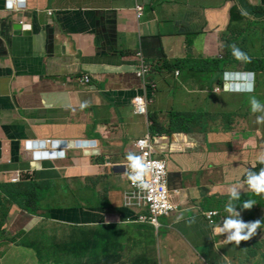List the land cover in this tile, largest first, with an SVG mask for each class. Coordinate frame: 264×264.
Here are the masks:
<instances>
[{
    "label": "crops",
    "instance_id": "0c3cea01",
    "mask_svg": "<svg viewBox=\"0 0 264 264\" xmlns=\"http://www.w3.org/2000/svg\"><path fill=\"white\" fill-rule=\"evenodd\" d=\"M16 22L31 35L14 36ZM257 22L264 24V0H0V194L17 172H32L37 182L54 183V205L75 209L52 222L11 208L7 233L23 242L0 240V264H264V193L243 182L262 167L264 121L255 116L248 125L232 100L244 94L222 89L226 73L264 59ZM232 45L248 60L228 67ZM137 50L158 86L146 117L132 108L141 94ZM182 60L178 75L169 71ZM84 75L89 85L79 82ZM147 134L167 162L168 190L179 206L158 227L128 222L133 214L123 207L125 155L136 154L134 142ZM55 140L93 145L36 160L38 152L57 151ZM36 141L45 148L28 146ZM230 186L239 193L238 218L260 221L239 244L212 232L227 215ZM65 187L73 197H61ZM249 199L253 206L242 209ZM212 211L211 225L205 214ZM48 239L72 257L54 263Z\"/></svg>",
    "mask_w": 264,
    "mask_h": 264
},
{
    "label": "clouds",
    "instance_id": "9594fccd",
    "mask_svg": "<svg viewBox=\"0 0 264 264\" xmlns=\"http://www.w3.org/2000/svg\"><path fill=\"white\" fill-rule=\"evenodd\" d=\"M12 6H13V4L8 5V7H12ZM135 12H136V16L140 17L142 14V8L140 6H135ZM48 14L51 15V12L49 11ZM16 23H22V22H16ZM25 25L26 24H23L24 27H25ZM8 28H9V24H7V29ZM25 35L29 36V35H31V33H29V34L25 33ZM230 50H231V55L236 60H243V61L248 60L247 55L244 52H242L240 49L236 48L234 45L230 46ZM137 54H141V56H137ZM134 55H135L134 59H135L136 64L134 66L133 73H135V76L141 81V94H138L132 100L133 114L136 116H145L146 117L148 114L149 105L153 102L154 95L157 91L158 86H157L156 82L151 80V78H150L151 68L146 63L143 52L140 50H137V52H135ZM254 61H257V60H254ZM183 62L184 61L182 60L179 63L178 68H175L173 70L169 69V71L175 70L174 73L178 75L179 71L177 69L180 68V64ZM141 65H144L148 69V72H147L144 79L138 75ZM225 75L226 76L228 75L227 79H225V76L223 77V82H222L223 83L222 89L225 92H242V94H244V96H245V97L243 96L244 99L247 98L248 95H253V93L257 91L258 87H259V90H261V92L264 93V88H261V85H260L261 77L258 75L257 72H253L252 70H247L243 73H235V72L232 73L231 72V73H226ZM233 80H237V81H233ZM79 82L82 85H89L90 78H89V76L84 75L80 78ZM225 87H226V89L228 88V90H225ZM257 97H258L259 102H264V95L257 96ZM137 99H141L142 103L137 104V101H136ZM258 101L256 100L255 97H251V96L248 99V103L250 106V112L256 113L255 116H257V117H256L255 122L257 124H260L262 121H264V115L260 114L259 112L264 113V105H261V103H259ZM238 106H239V110H240L241 114L248 115V111L242 107L241 102H238ZM55 141H63V140H55ZM67 141L70 142L72 140H67ZM144 141H146L148 143L149 149L151 151L152 159L157 161V162H160L164 166L165 179H166V192L169 195L170 201L177 207V209L174 212L170 213L168 216H161V217H170L179 210V206L177 205V203L172 198L173 193H171L168 190L169 184H168L167 162L165 159L157 157V155H156L157 152L153 146L152 137L150 134H147L144 137L139 138L134 142L133 146L135 148L136 154H134L132 152H128L125 155V159L127 161L126 175H127L128 180H129V187H128V190L123 194V207L130 210V212L133 214L132 218L130 219V221L128 220V222L153 225V224L148 223V222L144 223V222L138 221L139 216H148L147 210L134 209L130 206L135 201H139V199L142 197L141 190L147 189L149 192L151 191V187L146 182L145 177L148 175V173L152 167H158V165L155 162L147 161L144 159V156L142 155V152L138 147V144L143 145ZM41 142H44L43 146H41ZM72 142H76L79 145H77L74 148L72 147V148H63L62 149L60 147H57V148L54 147V145L52 143V147L55 150H57L54 152H49V151L43 150L45 148V145H46L45 141H36L33 145L29 144L28 146L31 148L40 147L43 150L41 152L36 153V155H35L36 160H39V159H49V158L52 159V158L64 157V152L66 150L75 149V148L86 149L89 146L93 145L92 142L87 141V140H75ZM47 143L50 144L51 142L47 141ZM84 143H87V145H83ZM43 153H48V154L54 153V155L53 156L48 155L45 157L38 155V154H43ZM258 159L262 165V167L259 169V172L254 173L252 171H248L245 174V178H244L243 182H244V184L247 185V187L250 191L257 193V194H260V193H264V156H261ZM29 178L34 180L32 172H25V174H22L21 172H17L15 174V176L12 179H10L9 183H11L12 185H18L21 182H23L24 180L29 179ZM13 180H16V181H13ZM34 181L37 182V180H34ZM235 185L238 186L239 183H237ZM64 190L61 191L60 195H63ZM175 194L178 195L179 193L175 192ZM53 195L56 197L57 194H53ZM262 196H264V194L259 195L260 198ZM55 197L50 199V200L47 199V205H45L46 209L43 210L44 214H42V215L31 214L28 211H25L24 209L19 208L17 205H12L11 208L15 207L17 209H21L23 212H25L31 216V220L40 218V219H43L42 221L49 220L52 222H59V220L56 219V213H59L62 211L75 210V209H69L67 207H70V206H64L62 203H58V205L57 204L54 205L53 200L57 199ZM228 197H229L228 202H226L224 204V209H223L227 215L224 216L222 224H220L218 226H213L212 232H213V234H225V233H227V235L225 237L226 241L236 242L237 244H239V242L246 241L251 236H253L255 234L256 229L260 226V221L256 220L253 222L245 223L238 218L239 214L237 211H235L234 206H233V201L239 199V193L236 191L235 186L229 187ZM47 198H49V196ZM253 203L254 202L250 199L244 200L241 203V208L242 209H249L253 206ZM48 208H52V211H48ZM10 211H11V209L9 210V212ZM9 212H8V215H9ZM217 215H218L217 212L212 211V212H207L205 214V217H206L208 223L212 225L214 223V218ZM161 217H158L156 219L157 225H153V226H155V227L159 226L158 225V219ZM7 218H8V216H7ZM7 218H6V221L4 222L3 226L1 227V229L4 230L5 233H1V229H0V240L2 241V243L3 242H9V243H14L16 245H19L23 241L16 239V238H14V236L12 237V235L7 233V230H6ZM2 235H4V236H2ZM56 240H55V242L58 243ZM45 241L51 242L54 245L55 251H53V253L57 256L58 262L61 259L72 257L70 255L69 251H66L63 248V245L60 246V245L54 244L52 242V239H48ZM261 243L264 245V241ZM260 254H262V255L264 254V248H261ZM254 264H262V263L257 262Z\"/></svg>",
    "mask_w": 264,
    "mask_h": 264
},
{
    "label": "trees",
    "instance_id": "16d2710c",
    "mask_svg": "<svg viewBox=\"0 0 264 264\" xmlns=\"http://www.w3.org/2000/svg\"><path fill=\"white\" fill-rule=\"evenodd\" d=\"M236 12H237L236 10L232 11L233 16ZM257 24L264 29L263 23L257 22ZM225 59L226 56L222 58V60ZM237 61L238 60H236L234 57H228L224 62H226V65L229 67L232 62L236 63ZM179 63L169 65L168 69L173 70L175 68H178ZM251 63L253 64L254 67L249 68V70H252L253 72H257L258 75L261 77L264 74V59L252 61ZM262 95H264V93H262L258 87L257 91L254 92L253 95H248L247 98H245L244 100L245 102H248V99L251 96V97H255L256 100L258 101L257 96H262ZM259 103H261V105L263 104V102H259ZM242 107L248 112H250L249 103H247L246 105L242 104ZM259 113L261 114V112ZM3 186H4L3 190H1L2 193L0 194V229L3 226L4 222L6 221L8 212L11 209L12 205H17L19 208L24 209L25 211H28L29 213L34 215L44 214L43 210L46 209L45 205H47V199H48L47 197L49 195H53L56 189V186L51 181L36 182L31 178L24 180L18 185L3 184ZM54 197L55 196L53 195L52 198ZM51 210L52 208H48V211ZM1 233H5V231L1 229ZM83 244H85V242ZM69 248H74V246H71ZM73 251L75 255L78 256L79 258L82 256L81 251L79 250H73ZM107 256H110L109 252L107 253ZM56 257H57L56 255H53L52 257L55 260L54 263H58ZM263 259H264V254H263ZM109 262L110 260H106L105 264H108Z\"/></svg>",
    "mask_w": 264,
    "mask_h": 264
},
{
    "label": "built area",
    "instance_id": "2783aa9c",
    "mask_svg": "<svg viewBox=\"0 0 264 264\" xmlns=\"http://www.w3.org/2000/svg\"><path fill=\"white\" fill-rule=\"evenodd\" d=\"M137 56H141V54H137ZM147 72V67L141 65L138 75L144 79ZM136 101L137 104L142 103L141 99H137ZM138 147L141 150L144 159L155 162L158 167H152L148 175L145 177L146 182L151 187V191L149 192L147 189L141 190L142 197L139 201H135L130 206L134 209L147 210L148 216H139V222H148L157 225L156 219L158 217L168 216L170 213L174 212L177 207L170 201L169 195L166 192L164 166L160 162L152 159L151 151L146 141H144L143 145L138 144Z\"/></svg>",
    "mask_w": 264,
    "mask_h": 264
},
{
    "label": "rangeland",
    "instance_id": "374dc122",
    "mask_svg": "<svg viewBox=\"0 0 264 264\" xmlns=\"http://www.w3.org/2000/svg\"><path fill=\"white\" fill-rule=\"evenodd\" d=\"M260 85H261V88H264V74L261 76V83H260ZM261 91V90H260ZM240 97V95H238V96H233V98H232V100L236 103L237 101L238 102H241L243 105H246L248 102H245V100H244V98H239ZM230 100V99H229ZM228 103H230V102H228ZM262 105H264V102H263V104ZM238 116H240V117H243V119H245L246 121H247V123H248V125L250 124V121L252 120V119H254V117H255V114L256 113H252V112H248V115H245V114H238V113H236ZM262 115H263V113H261ZM218 125V124H217ZM228 127H231V126H233L232 124H228L227 125ZM68 189V187H66L65 188V190H64V192H63V195H61V197H63L64 196V194L67 196V198H71V197H73V195H71V192L69 191V190H67ZM52 197H53V195H49V200L50 199H52ZM70 203H74V198L71 200V202ZM58 205V204H57ZM64 206H69V203H67V202H64ZM52 211V210H51ZM165 218V221H168V219H166V217H164ZM163 220V217H161V218H159L158 219V221H162ZM47 226L49 227V228H51L52 226L51 225H49V224H47ZM259 246H260V248H264V245L262 244V243H259ZM242 247H245L244 245L242 246ZM17 263H18V261H17Z\"/></svg>",
    "mask_w": 264,
    "mask_h": 264
},
{
    "label": "water",
    "instance_id": "95a60500",
    "mask_svg": "<svg viewBox=\"0 0 264 264\" xmlns=\"http://www.w3.org/2000/svg\"><path fill=\"white\" fill-rule=\"evenodd\" d=\"M12 29H13V35L14 36H21L22 34L25 35V33H28V34L31 33L29 31H25L24 30V26H23L22 23L13 24L12 25ZM225 90H228V88L226 89V87H225ZM43 145H44V142H41V146H43ZM53 145L56 148L60 147V148L63 149V148H72V147L74 148V147H76L79 144H77L76 142H72V141L68 142L67 140H63V141H55V142H53ZM83 145H87V143H84ZM38 155L45 157V156H48V155L53 156L54 153H52V154L43 153V154H38Z\"/></svg>",
    "mask_w": 264,
    "mask_h": 264
}]
</instances>
